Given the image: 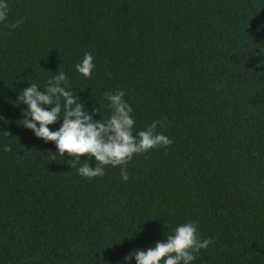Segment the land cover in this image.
Returning <instances> with one entry per match:
<instances>
[{
  "label": "trees",
  "instance_id": "obj_1",
  "mask_svg": "<svg viewBox=\"0 0 264 264\" xmlns=\"http://www.w3.org/2000/svg\"><path fill=\"white\" fill-rule=\"evenodd\" d=\"M6 2L0 264H136L130 253L188 222L214 241L191 264H264V0ZM85 53L90 78L75 67ZM59 70L87 111L100 108L95 120L111 114L105 93L120 90L134 132L161 121L173 143L135 155L127 181L119 166L83 178L23 127L20 92L45 90Z\"/></svg>",
  "mask_w": 264,
  "mask_h": 264
},
{
  "label": "clouds",
  "instance_id": "obj_2",
  "mask_svg": "<svg viewBox=\"0 0 264 264\" xmlns=\"http://www.w3.org/2000/svg\"><path fill=\"white\" fill-rule=\"evenodd\" d=\"M8 4L0 0V22L7 20ZM17 21L9 25L13 30L21 25ZM76 70L85 78H90L95 67L93 56L85 53L82 61L76 64ZM67 76L59 70L47 83L45 90H40L36 83L20 92L18 101L26 104L23 124L37 138L46 143L53 142L60 156L65 154L74 159L69 165L76 169L80 176L94 179L105 175V167H121V178L129 179L127 164L135 155L146 153L153 149L167 148L173 141L156 131L163 122L154 121L146 129L134 132L135 120L131 113L132 107L125 102L123 91L105 93L111 110L110 116L97 121L94 116L100 114V108L91 113L85 109L84 103L77 100L71 91L66 90ZM61 117L63 123L56 130H50ZM10 135L9 133H5ZM135 134V135H134ZM5 151L11 152V146H5ZM94 158L96 164L91 166L81 162V157ZM55 161V156L52 157ZM77 165H80L77 168ZM214 243L211 239L201 240L197 222H188L176 227L166 236V241L158 242L154 247L136 250L126 259L133 258L136 264H191L202 249H207Z\"/></svg>",
  "mask_w": 264,
  "mask_h": 264
}]
</instances>
